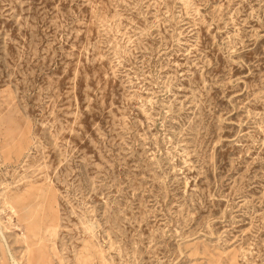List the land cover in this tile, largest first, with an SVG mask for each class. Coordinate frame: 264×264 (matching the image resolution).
Returning a JSON list of instances; mask_svg holds the SVG:
<instances>
[{"label":"rangeland","instance_id":"1","mask_svg":"<svg viewBox=\"0 0 264 264\" xmlns=\"http://www.w3.org/2000/svg\"><path fill=\"white\" fill-rule=\"evenodd\" d=\"M0 227V264H264V0H0Z\"/></svg>","mask_w":264,"mask_h":264},{"label":"bare ground","instance_id":"2","mask_svg":"<svg viewBox=\"0 0 264 264\" xmlns=\"http://www.w3.org/2000/svg\"><path fill=\"white\" fill-rule=\"evenodd\" d=\"M0 233L3 235V237L5 238V235H4V232H3V230H2V228L0 227ZM2 237V238H3ZM5 243H7V241L5 240ZM33 255V254H32ZM26 259V258H25ZM30 259V258H29ZM32 259V258H31ZM12 263L13 264H19V262L14 258V255H12ZM21 263V262H20ZM22 264V263H21ZM23 264H25V263H23ZM26 264H30V260L26 263Z\"/></svg>","mask_w":264,"mask_h":264},{"label":"crops","instance_id":"3","mask_svg":"<svg viewBox=\"0 0 264 264\" xmlns=\"http://www.w3.org/2000/svg\"><path fill=\"white\" fill-rule=\"evenodd\" d=\"M5 253V247L3 245V242H0V255Z\"/></svg>","mask_w":264,"mask_h":264}]
</instances>
